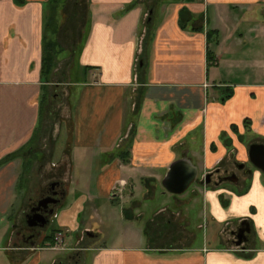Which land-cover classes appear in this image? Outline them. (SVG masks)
<instances>
[{
    "label": "crops",
    "instance_id": "1",
    "mask_svg": "<svg viewBox=\"0 0 264 264\" xmlns=\"http://www.w3.org/2000/svg\"><path fill=\"white\" fill-rule=\"evenodd\" d=\"M57 9L62 22L52 33ZM50 41L61 53L47 83ZM52 89L65 90L72 113L71 138L60 153L64 127L48 107ZM256 144L264 145V0H0L6 264H264L263 172L250 166L234 188L212 183L213 190L202 187L189 198L163 185L181 159L191 160L204 181L251 163ZM24 149L28 155L19 154ZM35 173L57 177L40 185L42 193L53 182L66 191L52 219L68 238L65 249L55 248L46 229L31 238L24 228ZM79 177L85 194L63 211ZM196 202L206 222L197 226L201 237L191 217ZM113 203L127 204L115 218L122 230L115 238V219L106 222L103 212L109 208L113 217ZM244 222L252 233L239 246L227 233ZM206 224L216 227L211 235Z\"/></svg>",
    "mask_w": 264,
    "mask_h": 264
},
{
    "label": "rangeland",
    "instance_id": "2",
    "mask_svg": "<svg viewBox=\"0 0 264 264\" xmlns=\"http://www.w3.org/2000/svg\"><path fill=\"white\" fill-rule=\"evenodd\" d=\"M54 18V20H53V22H54V24H53V28L55 29V30H57V28H58V26H59V23H61L62 22V16H61V10L60 9H57V11H56V14H55V17H53ZM52 33H54V30H52ZM50 40H55V39H52V34H50ZM52 41H50V43H49V45H51L52 43H51ZM214 49V48H213ZM59 52H61V50H60V48H58L57 49V53H59ZM59 55V54H58ZM60 56V55H59ZM59 56L57 57V59H56V66H58V63H57V60H58V58H59ZM56 70V69H55ZM239 70H236V73H234V74H239L240 73V75H241V72L242 71H239ZM53 75V74H52ZM242 77V76H241ZM51 79H52V76L49 78V81L51 82ZM240 80V79H239ZM64 91L65 90H55V89H52V92H50V95H49V98H48V104H49V106L48 107H50L51 106V110H52V112H53V114H56V115H58L59 116V118H60V121H62V123H63V130H62V135L59 137V141H58V143H57V145H56V150H57V152H62L63 151V147H64V144L66 143V141H70V138H71V129L69 128V127H67V124L69 123V122H71V115H72V113H71V111H70V109L68 108V104H67V99H68V97H67V99H66V93H64ZM49 109V110H50ZM55 109V110H54ZM49 110H48V112H49ZM50 110V111H51ZM49 115H51L50 113H48V115H47V120L48 119H50L49 117ZM71 124V123H70ZM249 139L247 138L246 139V141H248ZM248 142H246V144H247ZM54 150H55V146H54V148H53ZM30 151V149H24L22 152H20L19 154L21 155V154H26V155H28V152ZM15 157H18V155L17 156H15ZM248 165V167H250L251 166V164L250 163H248L247 164ZM32 166H34V162H32L31 163V167ZM36 166H37V164H36ZM36 166H35V168H36ZM54 173L52 174V175H50V176H46L45 178H43L42 176H40V175H38V173H35V176L34 177H32V181H31V183H32V185L34 186V191H33V195H34V203L35 202H37L42 196H43V193H44V191H43V193H42V190H41V187H40V185L42 186V185H44L45 184V181H47V182H52V181H54L55 179H57V177H54ZM59 175H61V174H59ZM61 177V176H60ZM59 179V178H58ZM79 180H81V182H82V184L80 185V188H78V190H75L73 193H72V197H70V199H69V202H68V205L63 209V211H65L66 209H68V208H70L81 196H83L85 193V191H86V189H87V187L88 186H86V184H85V181H83L82 180V177H79L78 178V181L77 182H79ZM95 180V179H94ZM203 185V186H202ZM208 185L207 184H205L204 183V181H203V179L202 178H199L198 179V182H196V184H193L190 188H189V190L185 193V194H183V195H181V196H178L179 198H189L190 196H191V194H192V192L194 191V190H196V189H202V187H205L203 190L205 191V190H209V191H211V190H213L214 189V184H212V186L210 185V187H207ZM226 187H228V188H234V186H233V184L232 183H229V184H227L226 185ZM41 190V191H40ZM25 192H26V188H25V186L23 187V190H21L20 191V195H18V198H17V200H16V203H15V208H14V211H16V212H18V210L21 208V206H22V203H23V198H24V196H25ZM199 192V191H198ZM205 194V193H204ZM169 196V200H170V205L171 206H173L174 204H173V202H171V200H173V196H171V195H168ZM199 202V201H198ZM198 202H196V204L194 205V210H193V213H192V218H194L193 220H194V230L197 232V234H199L200 235V237L202 236V234H203V231H198V229H197V226H198V224H205L206 222L204 221V218H203V213H202V209H201V206H200V204H198ZM167 205V204H166ZM126 207L127 206V204L126 205H123L122 207H121V205L119 204V203H113V204H111L110 205V208H111V210H112V214L114 215L113 217H110V215H109V208L107 209V210H105V209H103V212H105V215H104V220L106 221V222H111L110 220L112 219V220H114L115 218H119V216H120V214L122 213V208L123 207ZM105 210V211H104ZM174 210V209H173ZM172 210V211H173ZM163 213H164V211H162ZM163 213H160L162 216H164V214ZM170 213V212H169ZM28 214H30V210H29V212H28ZM166 215V214H165ZM28 216V215H27ZM88 216H86V218L85 219H88L87 218ZM102 218H103V216H102ZM94 220V219H93ZM96 220H100V217L98 218V219H96ZM26 222H27V217H26ZM102 223V222H101ZM115 228V230H114V232H115V235H114V238H115V236H118V235H120L121 233H122V230H121V228H119V221H118V219L116 220L115 219V223H114V225H113ZM135 226H137V227H139L138 226V224L137 223H135ZM206 226V229H205V233L206 234H208V235H211V233L212 232H214L215 231V229H216V227H214V226H212V225H208V224H206L205 225ZM24 228H28V225L25 223L24 224ZM60 228H61V225H60V223H58L57 221H54V222H51L48 226H47V228H46V231H45V234L44 235H48V236H52L53 235V233L54 232H56V231H60ZM205 228V227H204ZM142 230H143V232L145 231V227L143 226V228H141ZM43 230V229H42ZM42 230H40V231H42ZM102 230H103V232H105V233H107L108 234V232H109V229L107 230V227H105V226H103L102 227ZM222 231H224V228L222 229ZM61 232H59L58 234L56 233L55 235V238L57 237V235H59ZM230 233H231V231L229 230V233H227L228 235H230ZM43 235V234H42ZM65 236V235H64ZM114 238H112V241L114 240ZM108 239V238H107ZM67 240H68V238H66L65 237V246L67 245ZM86 240H87V242H89L90 240H89V238H87L86 237ZM106 240V239H105ZM109 242H110V237H109ZM78 243V242H77ZM105 243H108V241L106 240L105 241ZM54 245V244H53ZM78 245H79V243H78ZM65 246H63V248H61V249H65ZM0 264H6L5 263V261H4V259L2 258V259H0Z\"/></svg>",
    "mask_w": 264,
    "mask_h": 264
},
{
    "label": "water",
    "instance_id": "3",
    "mask_svg": "<svg viewBox=\"0 0 264 264\" xmlns=\"http://www.w3.org/2000/svg\"><path fill=\"white\" fill-rule=\"evenodd\" d=\"M250 162L257 170H260L264 173V145H253L250 148L249 152ZM199 170L191 160L188 158L181 159L175 162L167 177L165 178L163 185L165 189L174 195L181 196L185 194L189 188L198 181ZM225 181L237 182L238 178L236 176L226 178ZM209 183V181H208ZM58 205L60 202L55 200L46 199L41 203L43 207H49L50 204ZM36 210L32 213L36 214ZM54 214V211L52 212ZM27 224L30 228H46L49 225V220L42 214L28 215ZM244 225L247 226V229H240V233L237 236L238 245L242 246L243 244L249 241V235L252 233V227L248 222H244Z\"/></svg>",
    "mask_w": 264,
    "mask_h": 264
},
{
    "label": "flooded vegetation",
    "instance_id": "4",
    "mask_svg": "<svg viewBox=\"0 0 264 264\" xmlns=\"http://www.w3.org/2000/svg\"><path fill=\"white\" fill-rule=\"evenodd\" d=\"M250 164H251V166H253L252 163H250ZM252 168H254V166ZM251 172H252V170L250 169V167H248V165L243 164V163H236L234 170H232L231 172H226V174H224V175H220L219 173L210 174V175L206 176V178H204V183L208 184V185L215 183L217 187H219L221 184L226 183V182L238 184V182L240 181L239 174L249 176L251 174ZM234 176H236L238 178V181L236 183L225 181L226 178L234 177ZM208 181H209V183H208ZM65 195H66V191L62 188V186L59 182L51 183L46 188L45 192L43 193V196L37 202L32 204V206L30 208V214H28V215L33 216L36 214H42L49 220V224H50L52 222V219H54V217H56L57 209L60 206V204L62 203V201L64 200ZM46 199L59 201L60 203L58 205H55L54 203L50 204L49 207L41 206V203ZM34 210L37 211L36 214L32 213ZM53 211H54V214H52ZM46 228H41V227L30 228L28 226V228H27V230L29 231L28 236L30 235L31 238H38V237L42 236L40 230H42V229L44 230ZM240 229H247V226L244 225V227H242V225H241V226L237 227L235 230L231 231V233H230V235L234 238V240H235L234 242L236 244L238 243L237 236L240 233Z\"/></svg>",
    "mask_w": 264,
    "mask_h": 264
},
{
    "label": "trees",
    "instance_id": "5",
    "mask_svg": "<svg viewBox=\"0 0 264 264\" xmlns=\"http://www.w3.org/2000/svg\"><path fill=\"white\" fill-rule=\"evenodd\" d=\"M53 17H55V15H53ZM50 18L49 20V26H48V30L49 32H51L52 30L56 31L53 28V20L54 18ZM51 30V31H50ZM50 42H48L46 48H45V54H44V59H43V76L46 78L47 83L49 82V78L52 76V74L54 73L55 69L57 68L56 66V59L58 57V54L61 53H57V49L59 48L58 43L56 42H51L52 44L49 45ZM231 96H229L230 98ZM55 234L56 232L53 233L52 236L48 237V239L50 240H54L55 239Z\"/></svg>",
    "mask_w": 264,
    "mask_h": 264
},
{
    "label": "built area",
    "instance_id": "6",
    "mask_svg": "<svg viewBox=\"0 0 264 264\" xmlns=\"http://www.w3.org/2000/svg\"><path fill=\"white\" fill-rule=\"evenodd\" d=\"M65 237L63 233H60L59 235H57V237L55 238V242H56V246L55 248H63V246H65Z\"/></svg>",
    "mask_w": 264,
    "mask_h": 264
}]
</instances>
